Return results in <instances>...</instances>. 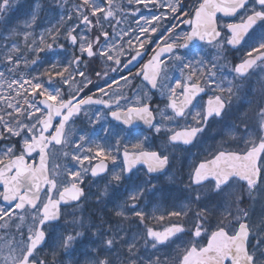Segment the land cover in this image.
Instances as JSON below:
<instances>
[{"label":"snow or ice","instance_id":"snow-or-ice-1","mask_svg":"<svg viewBox=\"0 0 264 264\" xmlns=\"http://www.w3.org/2000/svg\"><path fill=\"white\" fill-rule=\"evenodd\" d=\"M69 2L30 0L28 18L9 27L18 0H0V26L11 45L0 63L12 74L9 96H0L10 109L5 110L8 119L0 115V201L6 204L0 207V264H50L40 255L49 238L51 264H264V75L252 82L257 72L264 74V0H196L187 12H181L182 0H126V5L121 0H72L67 8ZM133 5L166 7L175 21L135 74L166 99L163 108H152L148 91L135 105L122 107L127 97L111 85L99 89L100 97H80L92 83L80 67L82 62L87 66L85 55L113 72L118 70L113 64L127 68L168 15L141 16L145 23L137 22V30L117 31L128 12L136 16L140 11ZM57 8L59 19L37 36L41 13ZM218 14L238 16L239 22L222 23ZM181 25L190 30L177 31ZM133 31L137 34L125 40ZM66 44L75 46L67 63L51 62L33 74L45 62L41 54L67 52ZM246 44L238 63L228 60L229 52ZM126 52L127 63L121 59ZM102 75L109 72H96ZM98 104L108 111L93 113L89 123L93 134L99 125L103 135L93 139L83 129L77 135L70 127L73 117L88 115L85 106ZM107 116L116 123L101 124ZM139 122L155 134L152 139L159 138L154 148ZM213 124L221 126L222 139L189 167L182 190L186 203L167 213L162 229L150 226V221L166 220L156 214L158 209L151 216L144 210L149 193L163 191L154 181ZM224 137L236 144L235 150L224 147ZM33 153L39 155L38 164L27 162ZM137 165L144 166L142 172ZM86 178L104 182L96 197L100 204L104 197L111 199L110 192L123 190L124 198L111 209L115 223L102 216L97 223L82 214ZM169 180L175 182V175ZM61 205L73 211L64 213ZM65 215L71 219L60 225ZM86 233L89 242L81 253L77 245ZM173 245L174 256L160 254ZM58 253L68 260H56Z\"/></svg>","mask_w":264,"mask_h":264},{"label":"rangeland","instance_id":"rangeland-1","mask_svg":"<svg viewBox=\"0 0 264 264\" xmlns=\"http://www.w3.org/2000/svg\"><path fill=\"white\" fill-rule=\"evenodd\" d=\"M44 1H47V0H44ZM121 2L126 5V0H121ZM166 2H167V0H159V3H161V4H164ZM66 7L67 8H70L71 7V4L66 5ZM132 7H134V8L135 7H139L140 8V11L137 12L136 16H132L131 13L128 12L126 14V21L123 22L121 25L118 26L117 31H119L121 28H123V29H129L130 28L132 30H137V28H138L137 22H139L140 25H144V23H145L144 20H141L140 19L141 16H144L147 19H151L152 16H162L163 14L168 13V9L166 7H157L155 5H150L148 8H144L142 5H133ZM189 10H190V6H186V7L183 8V11L182 12H187ZM113 23H115V21H113ZM173 23H175V21L171 19V14L168 13L167 17L164 18V19H162L160 21L159 28H158V32L157 33H154V34H165L166 35L167 34L166 33V29L168 27H171V25ZM106 27H107V25H106ZM108 31L111 32L112 29L111 28H108ZM177 31L184 32L183 25H181L180 28L177 29ZM92 34H95V32H93ZM129 34H137V33L135 31H133V32H130ZM141 39H143V37ZM134 45H135V43H134ZM248 48H249V45H247L240 52V55H239L240 58L243 56V53L248 50ZM57 51H59V49H57ZM124 56H126V54ZM0 71L4 72V78H3L2 81H0V96L8 97L9 96V90L7 89V86L6 85H7L8 79L11 77L12 74L11 73H8L6 71V68L1 67V66H0ZM88 72H89V75L91 77L88 76V75H87V77L89 79H91L92 82H93L94 78H93L92 75L94 74V72H90L89 70H88ZM174 75L177 76L178 73H174ZM261 75H264V74H261V73L257 72L256 75H254L252 77L253 85H255V81ZM80 79L81 78L79 76L76 77V80L77 81H79ZM90 85L91 84H89L86 88H84V90L87 89V88H89ZM118 85H119V87H118ZM127 86L128 85H125V83H116V84L112 85V89L113 90H116V91H121V92H123L124 96H126V93L124 92V89L127 88ZM64 89L66 91H72V89H68L66 85L64 86ZM11 95L13 97H15V93H11ZM159 95H160V93H159ZM138 96H141L142 97L143 94H141V92H137L136 96L134 97V99L131 102H133V101L136 102V99H137ZM160 99H163V100L166 101V99L164 97H162L161 95H160ZM7 102H8L7 100L0 101V109L10 111V109H6ZM12 102L15 103L16 100L13 99ZM242 102L243 101H241V103ZM20 103H23V100L22 99H20ZM130 103H129V105H130ZM83 116H85V118H87V119H89L90 116L92 118H94V115L91 112H89L88 115L83 114ZM4 118L5 119H8V117H7L6 114L4 115ZM158 120H159V116H158ZM75 127H77V135H78L79 134V130H80L78 128V124H76ZM220 127H221L220 125L213 124L211 126L210 130H209V133L211 135H207L206 136V134H205L204 136H206V137L203 136L204 138H202V140L198 144V146L196 148V151H193L192 153H178L177 154L179 157L186 158L185 159V170L184 171L181 170L180 168H178V165L177 166H173V168H171L166 173V175H163L160 179H158L157 181H154L155 183H157L158 185H160L162 187L163 191L162 192L155 193V194L149 193L148 197L143 202L146 205V207H152V210L150 211V216L152 215V213L154 212V210H157V207L155 206V202L156 201H154V200H157V201H159V202H161L163 204V209H160V210L158 209V211H156V214L157 215H160V214L163 213L164 207L165 208L174 207V211L181 210V208L184 205V203H186V201L183 198L185 194L183 193L182 190H183V187H184V183H187L188 182V171H189V167L194 162L195 163H198L207 154V151L210 149V148H208V146L206 145V143H204V141H207V138H211V139H214L215 138V141H216V137H218L219 140H217L215 142V147L219 144V142L222 139V136L218 134ZM143 134L144 135H147L145 133H143ZM102 135L103 134H98L97 136H102ZM151 135H152V137H154L155 134L153 133ZM217 135H219V136H217ZM223 139H225V141H226V143L224 145V147L226 149H229V150L230 149H234V150L236 149V144L234 142H232L230 140H227V137H224ZM152 141H153V139L150 137V139L148 141V146L149 147H152V145H151L152 144ZM215 147H212V148H215ZM241 147H242V145H241ZM56 162H57V160L56 159H53L52 163L54 164ZM59 162H61V163L64 162L62 157L60 158ZM72 166H73L72 163L69 162V167H72ZM172 174L175 175V182H171L169 180V176L172 175ZM181 181H183V183H181ZM84 183L87 185V187H86V189H87V197H86V201H85L84 206H87L88 204H90L93 201L94 188H97V189H100L101 188L102 189L104 187V182L103 181L97 182L95 187H94V184H91L88 181L87 182L85 181ZM174 184L177 185V187H179L180 190L182 191L181 197L179 198L180 202L177 203V204H175V206L172 205L175 202V200H172V198H171L172 194H169V193H167V192L164 191V188H170ZM175 197L178 198V196L176 194H175ZM105 199H107V198H105ZM152 222H153V224H158L155 221H150V223H152ZM29 223H30V221H29ZM57 230H59V229H57ZM157 230H160V229H157ZM53 235H55V233H53ZM205 239L207 240V237L206 236H205ZM86 242H89V238L88 237L86 238V234H85V236L81 238V241H80L79 244L84 245ZM51 245H52V239L49 238V245H48V247L46 248L45 252H43V253L40 254L42 258H44V257L47 258V255H51L52 256V254H51ZM173 249H175V245L172 246V249L162 250V253H160V254L163 255V251H167L169 253V255L174 256L175 255V252H174ZM61 253H62V250H61ZM60 255L61 254L58 253L57 256H60Z\"/></svg>","mask_w":264,"mask_h":264},{"label":"flooded vegetation","instance_id":"flooded-vegetation-1","mask_svg":"<svg viewBox=\"0 0 264 264\" xmlns=\"http://www.w3.org/2000/svg\"><path fill=\"white\" fill-rule=\"evenodd\" d=\"M195 2H196V0H192L191 3H189L188 5L191 6ZM186 4L187 3H182L183 7L181 8V12L183 11V8L187 6ZM234 22H239V17ZM91 35L95 36V34H91ZM164 35L165 34H151V37H152L151 42L148 43L145 46V48L141 50L142 55L140 57H137V59L135 61H133L131 64H128L127 68H125L123 66V64H121L119 66L114 65V64L111 65L112 67H116L118 69L115 72L111 71L110 68L105 69V66L103 65V63L98 61V60L88 61L89 58H87V56L84 57V61L88 62L87 63L88 68L87 69L90 72H94V74L92 75L94 80L91 83V85L87 91H85L84 93H80V97H86L88 95H92L94 98L100 97L101 96V93L99 92L100 88H104L107 91L109 89V85H111V88H112V85H114L116 83H125V81H124V79H122V77H127L129 80L132 81V83L130 85H128L127 88L124 89V92L126 93L127 99L120 101L122 107H128V106L135 105V101H133V102H131V101L134 99L137 92H141V94H143L144 91H148L149 95H150V104H151L152 108L155 109L157 106H159L160 108H163L166 101L163 99H160L159 92L154 90V89L152 90L153 92H151L150 89L146 85V81H143L142 76L138 77L135 74L138 71H140L142 65L150 59L151 55L153 54V49H155L157 47V44L159 43L162 36H164ZM130 37H133V36L125 37V40L129 39ZM134 43H135V40H133V44ZM132 54H134V52ZM239 54H240V51H238L236 53L235 52H229L228 60L231 61L233 64L238 63L237 61H239V60L237 59V56H239ZM129 58H130V56L126 52V56H123L121 59L125 63H127ZM164 60L167 62V59H164ZM85 67H86V65H85ZM104 70H107L109 72L108 76H103V75L101 77L96 76L97 71L103 72ZM172 75L175 76L174 73H172ZM80 97H78V98H80ZM109 98H110L109 96L103 97V99H105V100H108ZM129 103H130V105H129ZM85 109L88 113L91 112L92 114L95 112L106 113L108 111L103 105H100V104L88 106ZM88 110H90V111H88ZM83 114H84V112H81L77 117H74L73 121L70 123V127L77 130V127H75V125L78 124L79 129H83L84 131L90 130L89 132H93V126L89 123V119L85 118V116H83ZM157 120H158V116H157ZM100 123L105 124V125L115 124L114 122H112L110 120V116H107ZM210 128L211 127H209V129L205 133L206 136H207V134H209ZM99 131H100L99 125H97L96 126V132H99ZM206 136H204V137H206ZM82 187L84 188V190H86V188L83 185H82ZM62 211L64 213H70L73 211V209H65ZM65 219H71V217L68 215H65L64 218L61 220V225H63ZM67 260H68L67 255H63L62 258L59 259V261H67Z\"/></svg>","mask_w":264,"mask_h":264},{"label":"trees","instance_id":"trees-1","mask_svg":"<svg viewBox=\"0 0 264 264\" xmlns=\"http://www.w3.org/2000/svg\"><path fill=\"white\" fill-rule=\"evenodd\" d=\"M44 2H45V4H47V1H44ZM29 3H30V0H18V5H19L18 10L13 14L9 27L20 23V21L23 20V17L27 16V14L30 10L29 6H28ZM61 14H62V12H61V9H59V8H57L54 12L53 11H45V12L41 13L39 26L35 29L36 33L39 35V33L42 29L50 27L51 24L56 23V21L59 19V16ZM63 14L66 15V12ZM59 42L65 43V41L62 38ZM7 47H9V46H7ZM66 48H67V44H66ZM71 54L72 53H68L69 56H67V57H64V55H61V54H56V55H52L51 53H49L48 55L41 54L44 57L45 62L41 63L38 67H35L34 70H32L33 74H35L36 71H43L44 68L47 67L48 64L51 62L59 61L62 63H67L68 59L71 58ZM62 57H64V58H62ZM43 79L45 82L47 78L45 77ZM116 199H117V201L114 204H111V206H114L115 204L119 203V200L121 198L119 196H116ZM154 201H156L155 202L156 207H158L159 209H163V205L161 204V202H159L157 200H154ZM168 211H169V209L164 207L163 212H168Z\"/></svg>","mask_w":264,"mask_h":264},{"label":"water","instance_id":"water-1","mask_svg":"<svg viewBox=\"0 0 264 264\" xmlns=\"http://www.w3.org/2000/svg\"><path fill=\"white\" fill-rule=\"evenodd\" d=\"M218 18H222V19H224V20H232V19H234L235 17H234V18H233V17H224L223 14H218ZM186 26H187V25H186ZM187 27H188V26H187ZM164 57H167V54H165ZM164 57H163V58H164ZM152 90H153V89H152ZM41 107H43V106H41ZM56 120H58V119H56ZM56 120H54V122H55ZM139 123H140V126H141V127L145 128L147 131H149L148 128H147L146 126H144L142 122H139ZM33 157H39V155H38L37 153H33L32 156H31V157H28L27 159H32ZM38 163H39V160H38ZM38 163H37V164H38ZM139 167H143V168H144L143 165H137V168H139ZM159 175H160V174H159ZM0 189L2 190V185H0ZM82 200H83V198L81 199V201H82ZM1 203H2L3 206H6L5 202L1 201ZM64 207H67V206H65V205H61V208H64ZM45 245H46V243L43 244V245L41 246V249H40V250H42V249L44 248ZM226 264H230V261H226Z\"/></svg>","mask_w":264,"mask_h":264}]
</instances>
